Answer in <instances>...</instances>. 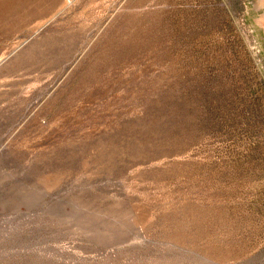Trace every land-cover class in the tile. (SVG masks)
<instances>
[{
	"label": "rangeland",
	"instance_id": "1",
	"mask_svg": "<svg viewBox=\"0 0 264 264\" xmlns=\"http://www.w3.org/2000/svg\"><path fill=\"white\" fill-rule=\"evenodd\" d=\"M0 264H264V0H0Z\"/></svg>",
	"mask_w": 264,
	"mask_h": 264
}]
</instances>
